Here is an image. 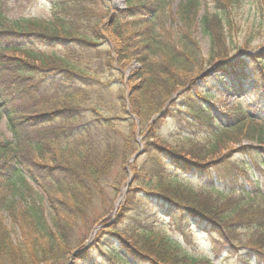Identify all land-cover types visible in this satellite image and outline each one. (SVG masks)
<instances>
[{
    "label": "trees",
    "instance_id": "16d2710c",
    "mask_svg": "<svg viewBox=\"0 0 264 264\" xmlns=\"http://www.w3.org/2000/svg\"><path fill=\"white\" fill-rule=\"evenodd\" d=\"M124 1V10L112 11L109 0H50L49 13L33 17L37 0H0V109L14 141L0 138V156L13 162L0 164V264H67L75 250L81 252L72 264H95L104 244L123 264H212L131 218L135 209L157 204L208 235L216 255L245 249L264 264V196L254 179L261 164L249 171L232 161L253 158L245 142H261L264 127L242 102L216 117L210 90L198 88L211 68L222 74L218 93L264 97V49L237 42L234 11L242 0H182L178 23L170 16L174 0ZM248 1L262 17L264 0ZM197 22L208 39L205 57L193 36ZM130 62L138 67L128 80L111 82L116 105L107 107L117 114L104 116L92 104L93 91ZM169 122L174 142L161 135ZM137 135L145 163L128 170ZM169 170L207 183L194 190ZM127 171L133 179L105 227L110 235L98 233L85 249L75 229L87 227L96 212L92 225L109 219ZM227 173L229 185L241 179L251 187H239L248 199L215 187ZM30 182L52 210L51 225Z\"/></svg>",
    "mask_w": 264,
    "mask_h": 264
},
{
    "label": "rangeland",
    "instance_id": "374dc122",
    "mask_svg": "<svg viewBox=\"0 0 264 264\" xmlns=\"http://www.w3.org/2000/svg\"><path fill=\"white\" fill-rule=\"evenodd\" d=\"M109 3L112 6H114V8H117V10H122L125 7L124 4L122 3V0H111ZM181 3L182 0H174L170 6V16L177 23L180 20L179 18H180ZM50 8H51L50 0H37V5L32 9H30L29 15L33 17H45L49 13ZM201 12L202 9L198 13V18L202 15ZM234 18H236V23L239 25V31H240L237 42L242 44L245 41V39H248L249 41H251L250 43L251 49H254L255 51L264 49V11L262 12V17H261L260 11H257L256 6L252 4L251 1L249 2L248 0H242L234 11ZM260 21L262 23H260ZM192 31H193V36L200 44L202 55L205 57L208 51V39L202 35L198 22L195 24V27L192 29ZM242 54H243L242 52L239 53L238 57L241 56ZM238 57L232 59V62L236 61ZM135 68H136L135 66L130 65L128 69L121 71L118 75H116L115 72L113 75L114 77L112 78L100 79L101 90L94 89L93 92L94 94L96 93L95 95L96 100H93L92 104L94 106H98L100 113H102L104 116L113 117L114 114H117V111H115L114 109L112 111L108 109L109 107H113L116 105L114 101H116L115 91L117 87L114 83L111 82L113 81L115 76H120V75L122 76L124 82H126L125 79L126 80L128 79L129 75ZM220 76L221 73L213 74L212 69L210 68L202 75L203 80L198 82V88L200 90L203 91L210 90L211 92L212 97L208 100V105L211 111L214 113V115L218 117L220 112L234 108L236 105L242 102L244 106H249V109H246L245 111L249 119L261 123L264 127V97H260V95H256L254 93L245 95L244 97L238 96L236 94H231L227 91L218 93L216 89L222 87L221 81L219 80ZM230 79L231 78L228 77L226 80H230ZM213 84H216L214 89H209V87L213 86ZM98 94L102 101L98 100ZM103 102L105 103L106 107L104 108L99 107ZM109 104L111 105L107 107V105ZM139 132L140 131H137V133ZM161 135L165 139L171 142H174L178 138L177 131L174 129V125L170 122L162 129ZM0 138H3L10 144H13L14 142L10 132L7 129L6 119L1 109H0ZM117 138L122 141L121 135L120 136L118 135ZM135 145L137 147V150L140 147L142 148V146L144 145L143 137L137 135ZM245 145L249 147V150H251L250 153L253 155V158L251 159L248 157L246 158L237 157L235 159H232V161L235 164H241L242 161L245 162L246 164L245 169L249 171L250 170L252 171V169L254 168V162L257 164H261V169L263 172H261V176L260 174L256 175L254 179H258L259 189L262 195L264 196V135L262 137L261 142H256V141L245 142ZM6 162L13 163V162H9V160H7L5 157L0 156V164ZM144 163H145V157L143 155H140L134 162L130 163V166L137 165L138 167H142ZM114 168L112 169L113 171L111 172V178L115 177L116 173L119 171V166H117L115 169ZM169 173H171L172 177L177 182L189 186L194 190L202 188L207 183L206 179L204 178L185 176L176 173L172 170H169ZM127 177L130 180L129 181V185H130L133 176L130 172H127ZM214 177L216 178L217 174H214ZM220 178L222 179V181L217 182L215 185L217 189L225 192H230L232 189V193L234 195L238 197L239 196L243 197L245 199L249 198L247 192H243L239 188L243 184L246 190H251V187H249V185H247L246 182L240 179L238 181V185L235 184L229 185L228 173L226 175H222V177ZM127 182L125 181L124 188L121 190L122 194L123 192L126 193L127 189L129 188V185L126 187ZM31 186L42 197L44 216L47 223L51 225L52 210L48 206L45 196L42 194V192H40L37 186H35L34 184H31ZM122 194L119 193L117 199H115L116 201H113V205H115L116 202H118L119 200L118 198H120ZM255 201H256L255 205L263 204V201L260 199H255ZM166 209L167 207H163L160 204L151 207H143V209L137 208L133 211V216L131 218H133V220L134 218H137V220L139 221V225L144 227L145 229L159 232L164 236L170 238L174 242L178 243L182 247V249L190 256H194L198 258L206 257L210 260L212 264H257V262H255L253 259L251 260L249 259V252L245 249L235 250L232 253H221L219 255H216L214 246L211 240L209 239L208 235L202 233L196 225L191 224L187 226V224L185 225L184 223H181L177 216L171 218L169 215H167ZM99 217H100V212H96L95 215L91 217L89 221V225L87 227L79 226L75 229L74 236L76 240L77 239L84 240L85 238L83 246L84 247L86 246V248L92 247V245L95 244L98 233H102L103 238L105 237V235L109 234V231L105 229V227L106 225H109L113 222V217H109V219L106 222H102L100 220L98 222V226L95 227L96 225L95 226L92 225V222L98 220ZM4 224L8 229L11 228L9 218L6 217L4 219ZM16 232H17V227H14L12 237L15 236L14 233ZM100 249L102 254L99 257H97L95 264H123L119 259L115 257V252L110 251L107 244L102 245ZM76 258L77 255L75 254L72 257L71 262H68L67 264H72L73 263L72 261L75 260Z\"/></svg>",
    "mask_w": 264,
    "mask_h": 264
},
{
    "label": "water",
    "instance_id": "95a60500",
    "mask_svg": "<svg viewBox=\"0 0 264 264\" xmlns=\"http://www.w3.org/2000/svg\"><path fill=\"white\" fill-rule=\"evenodd\" d=\"M141 153V151L137 152L132 159H135L137 156H139V154Z\"/></svg>",
    "mask_w": 264,
    "mask_h": 264
}]
</instances>
